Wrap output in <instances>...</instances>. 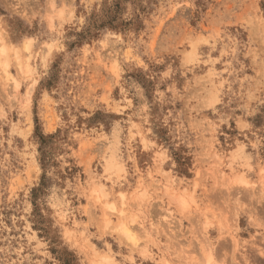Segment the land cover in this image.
<instances>
[{
  "label": "rangeland",
  "instance_id": "obj_1",
  "mask_svg": "<svg viewBox=\"0 0 264 264\" xmlns=\"http://www.w3.org/2000/svg\"><path fill=\"white\" fill-rule=\"evenodd\" d=\"M0 35V264H264V0H0Z\"/></svg>",
  "mask_w": 264,
  "mask_h": 264
},
{
  "label": "bare ground",
  "instance_id": "obj_2",
  "mask_svg": "<svg viewBox=\"0 0 264 264\" xmlns=\"http://www.w3.org/2000/svg\"><path fill=\"white\" fill-rule=\"evenodd\" d=\"M1 36V35H0ZM1 38V37H0ZM2 41V40H1ZM4 42V41H3ZM2 42V43H3ZM1 45V44H0ZM3 45H4V43H3ZM2 46V45H1ZM3 47H5V46H2V48ZM7 47V46H6ZM9 47V46H8ZM27 47V46H26ZM1 48V49H2ZM11 49V48H10ZM10 49H8V48H6V50L8 51V50H10ZM6 50L3 48V50L2 51H0V66L2 67V69L7 73V75H8V59H7V55H6ZM16 56H17V54H16ZM18 57V56H17ZM18 63H20L19 61H18ZM0 67V68H1ZM22 67V66H21ZM29 70V69H28ZM236 179H237V181H239V182H245L246 180H245V178L242 176V175H237V177H236ZM97 188H98V186H96ZM99 188L101 189V187H100V185H99ZM97 191H99V189L97 190ZM182 202H183V204H185V206L187 205L186 204V200L184 199V198H182ZM118 230H120L122 233H123V235H126L128 238H130L132 241L134 240V242H135V236H133V232L131 231V229H130V227L125 223V222H120L119 223V228H118ZM109 259H107V261H108ZM212 263V258L211 257H209V259H208V263L207 264H211ZM106 264H116V263H114V262H112V261H108Z\"/></svg>",
  "mask_w": 264,
  "mask_h": 264
}]
</instances>
